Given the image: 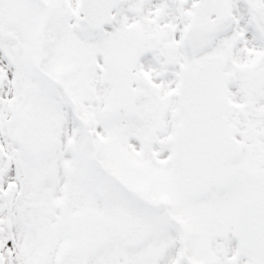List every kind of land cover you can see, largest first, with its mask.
Segmentation results:
<instances>
[{
    "label": "snow or ice",
    "instance_id": "snow-or-ice-1",
    "mask_svg": "<svg viewBox=\"0 0 264 264\" xmlns=\"http://www.w3.org/2000/svg\"><path fill=\"white\" fill-rule=\"evenodd\" d=\"M0 264H264V0H0Z\"/></svg>",
    "mask_w": 264,
    "mask_h": 264
}]
</instances>
